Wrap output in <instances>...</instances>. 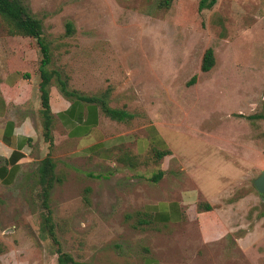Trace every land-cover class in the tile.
I'll list each match as a JSON object with an SVG mask.
<instances>
[{
    "label": "rangeland",
    "instance_id": "obj_1",
    "mask_svg": "<svg viewBox=\"0 0 264 264\" xmlns=\"http://www.w3.org/2000/svg\"><path fill=\"white\" fill-rule=\"evenodd\" d=\"M159 1L22 0L42 22L47 68L67 89L134 114L126 126L101 113L93 130L100 139L131 138L113 152L88 151L89 140L69 138L57 116L53 144L44 140L39 47L0 16V83L14 79L2 85L6 95L25 99L37 130L13 180L0 181V264H57L59 251L85 264H264V196L253 185L264 169V119L248 118L264 102V0ZM207 48L214 64L202 71ZM47 88L60 106L55 77ZM153 132L169 149L158 160ZM126 152L135 169L118 162ZM47 154L58 179L46 208L36 170ZM197 177L214 193L210 210H193L206 201L199 193L197 202L186 198L180 220L173 212L153 219V206L195 192ZM126 194L135 206L122 204Z\"/></svg>",
    "mask_w": 264,
    "mask_h": 264
},
{
    "label": "crops",
    "instance_id": "obj_2",
    "mask_svg": "<svg viewBox=\"0 0 264 264\" xmlns=\"http://www.w3.org/2000/svg\"><path fill=\"white\" fill-rule=\"evenodd\" d=\"M13 81L14 79H7L6 82L0 83V159L2 160V163L0 164V181L4 184L10 183L13 180L15 174L19 170V164L25 157H28V154L32 149V144H34L37 137V130L35 129V118L29 111V107L24 104L25 99H15L11 102L9 101L11 96L9 94H7L8 96L6 95V91L3 86H9L13 83ZM51 99L52 98L49 93V102L53 118L54 116H57L60 119L62 125L67 129V135L69 138L79 139V141H81L83 138L88 139V145L84 146L88 151L94 152L97 151V149L104 147V149L108 148L111 152H113V147L116 146L117 143L125 142L127 144L131 139L129 135H120L119 137H117V142L114 143L113 139H100V135L93 131L99 122V117L101 115L100 111L97 110L96 113L91 106L80 105L77 102L72 103L71 100L65 98L64 96L62 97L61 104L60 106H58V108L52 105ZM89 116L95 117L96 123L92 126H90L86 122ZM109 120L115 121L110 118ZM131 120H124L121 121V123H125V125L127 126V124L130 123ZM85 129H88V132L86 134H82V131ZM159 134L161 133L159 132ZM149 137L151 138L152 145H157L159 149L161 147V144H159L162 141L161 138L154 132L152 134H149ZM148 144L149 139L146 140V145ZM96 155L105 159H109L112 154H106L100 151L97 152ZM117 160L125 169H135L138 165L134 160V157L127 152L124 153L121 157H118ZM14 169H16V172L13 178L10 179V175L13 173ZM161 171H163L164 173V170L162 168ZM196 181L197 189L195 190V192L189 193L187 195L179 194L180 197H185L184 200L172 202L170 203L168 208L164 207V205H160L163 210L158 209L157 211L155 210L156 207L153 206V214L156 215L158 213L160 217L161 215H163L161 219L165 221L172 219L170 215L172 212L179 213L177 219L180 220L182 217V213H187L186 207L189 201H187L186 198L190 197V200H193V202H197V197H200V194H202V196L205 198V202L212 205L213 203L211 202V199L214 196V193H212L211 191L208 192V189L201 186L198 177L196 178ZM124 197L126 198V201H122V204H125V206L127 207H131V204L135 206L136 202L132 203L129 200L130 196L128 194L124 195ZM194 206V208L192 206L191 208H193V210L195 211L197 205L194 204ZM148 208L149 207L146 205L145 212L149 211ZM167 209L168 211H166ZM146 264H156V262L155 260L147 259Z\"/></svg>",
    "mask_w": 264,
    "mask_h": 264
},
{
    "label": "trees",
    "instance_id": "obj_3",
    "mask_svg": "<svg viewBox=\"0 0 264 264\" xmlns=\"http://www.w3.org/2000/svg\"><path fill=\"white\" fill-rule=\"evenodd\" d=\"M171 0H160V6L168 7ZM205 2L203 0L200 2V6L204 7ZM0 16L7 22L9 25V31L11 34L21 35L32 37L35 39L39 51L41 54V59L39 63V73L40 81L38 85V91L40 96V112L43 118V137L46 142L49 143V146L53 144V138L51 134L52 124H53V115L51 113L50 102H49V91L47 86L51 82L52 78L55 77V81L58 82V89L62 96L72 101V103L77 102L80 105H89L92 109L100 111L106 117L121 122L124 120H131L134 118V114L128 112L123 108H114L110 107L104 97L94 95H85L79 93L76 90H68L66 87V81L60 79L59 72L55 70H50L47 68V65L51 60V52L49 44L44 40L43 37V25L39 18L35 17L29 10V8L22 2V0H0ZM73 31L72 24L67 22L66 32L71 33ZM214 64V56L211 48H207L203 54L201 61V70L208 71ZM103 95H106L103 93ZM238 116H243L238 114ZM250 119H264V102L262 110L259 113L248 115ZM87 124L90 126L96 123L95 117L89 116L86 120ZM88 129L82 131V134H86ZM169 153V150L164 147L157 149L155 151V159L158 160L162 156ZM18 169V168H17ZM16 169L10 175V179L13 178ZM36 176L38 183L43 187L42 197L43 203L47 208V199L50 193L51 188L53 187L55 181L58 179L55 173V162L50 155H46L39 163ZM163 174V171H158L153 175V180L157 181ZM198 209L210 210L211 205L207 202H199L197 204ZM155 214L153 219H155ZM50 214L47 213L44 218V227L49 236L52 237L54 241L55 235L52 229ZM153 260V259H152ZM57 264H85L84 262L75 260L70 254L59 251L57 256Z\"/></svg>",
    "mask_w": 264,
    "mask_h": 264
},
{
    "label": "water",
    "instance_id": "obj_4",
    "mask_svg": "<svg viewBox=\"0 0 264 264\" xmlns=\"http://www.w3.org/2000/svg\"><path fill=\"white\" fill-rule=\"evenodd\" d=\"M253 185L256 188V190L264 196V169H262L259 173V175L253 179Z\"/></svg>",
    "mask_w": 264,
    "mask_h": 264
}]
</instances>
